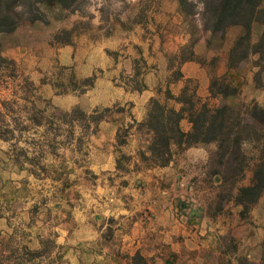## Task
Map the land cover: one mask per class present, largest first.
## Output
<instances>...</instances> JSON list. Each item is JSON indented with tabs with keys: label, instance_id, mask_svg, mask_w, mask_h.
<instances>
[{
	"label": "rangeland",
	"instance_id": "obj_1",
	"mask_svg": "<svg viewBox=\"0 0 264 264\" xmlns=\"http://www.w3.org/2000/svg\"><path fill=\"white\" fill-rule=\"evenodd\" d=\"M193 1L194 10H199V0ZM39 7L45 13L44 22L22 21L11 33H0L1 55L6 59L0 67V154L8 158L9 147L13 150L10 154L27 159L30 169L42 175L46 188L47 178L62 175L63 196L71 166L61 160L52 167L49 159L57 152L36 150L34 145L51 146L59 142L63 147L73 143L83 159L88 138L98 123L112 112L129 110L118 103L86 108L93 100L115 96V85L139 92L149 86L156 88L158 95L149 99L147 109L153 98L175 106L174 100L166 98V90H170V83L180 75L182 61L194 53L199 40L204 41V46L195 57L206 69L208 86H204L206 80L201 78L186 79L175 96L188 99L195 93L210 104L264 106V59L260 54L251 53L236 66L229 65V49L241 29L234 26L223 33H210L203 27L199 14L185 13L178 0H75L70 8L57 3H41ZM170 19L175 30L189 36L176 54L166 53L162 48L166 35L174 30L170 29ZM258 34L256 27L252 39ZM225 85L234 92L223 96L219 89ZM210 87L215 96H211ZM129 123L146 132L138 123ZM36 125L44 132L42 138L32 134ZM126 130L122 127L118 131V144L123 143ZM21 143L28 153L20 150ZM204 149L208 157L201 165L184 158L183 148H172L173 164L170 181L166 182L175 193L172 205L183 216L178 227H200V219L211 225L217 221L225 229L220 251L223 264H264V227H248L249 224L260 226L264 221V205L257 201L244 209L230 200L215 212L214 186L218 178L209 174L208 166L214 147L208 143ZM62 155L60 152L61 159ZM117 155L118 162L128 160L122 151ZM178 174H184L186 180L192 179L191 183L180 182ZM249 178L247 172L240 183L247 184ZM207 179L212 183H207ZM150 186L152 189L153 183ZM141 190L150 189L143 184ZM238 205L240 211L236 209ZM148 216L147 213L143 224ZM175 218L170 216V211L166 215L158 213L157 227H177ZM248 232H252L254 242L247 241ZM111 235L110 230L104 233L106 239ZM3 243L7 246L6 258L12 264H56L61 251L51 237L42 240L39 250L22 249L20 254L13 246L12 237ZM11 244L13 247L9 248ZM132 262L148 264L139 253L133 255Z\"/></svg>",
	"mask_w": 264,
	"mask_h": 264
},
{
	"label": "crops",
	"instance_id": "obj_2",
	"mask_svg": "<svg viewBox=\"0 0 264 264\" xmlns=\"http://www.w3.org/2000/svg\"><path fill=\"white\" fill-rule=\"evenodd\" d=\"M174 27L170 19V29L174 30L166 35L162 47L170 54L178 53L189 39L187 34ZM203 43L199 40L194 47L193 59L182 61L180 75L170 83V92L174 96L186 79L201 78L206 80L204 86H208L206 69L195 57L201 53ZM114 87L115 96L93 100L86 108L118 103L129 110L112 112L98 123L96 131L88 138L83 159L73 143L63 147L54 141L51 146L34 145L36 150L57 152L50 156L52 167L61 160L71 166L66 177L67 186L63 188L64 196L60 185L62 175L47 178L49 187L46 188L42 175L30 169L27 159L10 154L13 150L9 147L8 158L0 154V264L13 263L9 258L7 260V246L3 243L8 237H12L19 254L22 249L37 251L44 238H53L61 248L56 264H133L135 253L148 264H223L220 251L225 229L219 222L211 225L206 219H200V227H178V220H183V216L173 207L175 193L166 182L170 181L173 160L165 166L148 167L139 158L138 153L145 150L149 136L135 125L131 127L128 121L137 124L146 118L149 99L158 95L156 88L149 86L139 92L127 90L122 85ZM174 103L175 109L181 107L180 102L174 100ZM179 125L183 131L190 129L186 117ZM122 127L127 130L123 143L118 144V131ZM32 132L37 138L43 137L44 132L37 125ZM210 144L215 148L214 143ZM205 145L199 143L183 148L184 158L205 164L208 157ZM20 146L21 151L28 153L22 143ZM119 151L126 153L127 161L118 162ZM183 175H177L180 182L191 183L192 179L186 180ZM143 184L150 190L143 192ZM258 202L264 205V192ZM236 209L240 211L241 206ZM168 211L171 217L175 215L173 222H177V227H157L158 213L166 215ZM147 213L148 221L143 224ZM248 227H264V221L260 226L249 224ZM106 230L112 234L109 239L104 236ZM251 233H247L248 242H254ZM13 246L11 244L9 248Z\"/></svg>",
	"mask_w": 264,
	"mask_h": 264
},
{
	"label": "trees",
	"instance_id": "obj_3",
	"mask_svg": "<svg viewBox=\"0 0 264 264\" xmlns=\"http://www.w3.org/2000/svg\"><path fill=\"white\" fill-rule=\"evenodd\" d=\"M178 2L185 13L199 14L203 27L210 33H223L234 26L241 29L229 49L230 66H236L255 52L264 59V0H199L201 7L197 11L193 0ZM41 3H57L70 8L75 0H0V33H11L22 21L44 22L45 13L39 7ZM256 27L259 34L253 40ZM187 58L193 59V52ZM5 61L0 49V67ZM219 90L223 96L234 92L228 85ZM165 94L167 99H174L182 105L175 109L166 101L150 100L146 118L138 123L149 136L145 150L138 153L142 162L148 167L165 166L171 160L173 147L214 143L208 166L209 174L218 178L214 186L217 189L215 212L230 200L241 204L244 209L254 205L264 192V106L256 103L210 104L195 93L183 99L174 96L169 89ZM210 94L215 96L211 87ZM183 117L190 123L188 131L180 128ZM247 172L250 173L249 182L240 183ZM207 180V183L211 182V179Z\"/></svg>",
	"mask_w": 264,
	"mask_h": 264
}]
</instances>
